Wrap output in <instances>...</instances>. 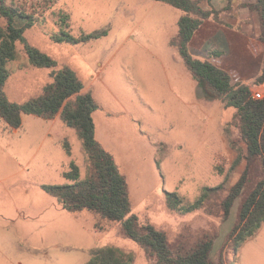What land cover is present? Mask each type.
<instances>
[{
    "label": "rangeland",
    "instance_id": "374dc122",
    "mask_svg": "<svg viewBox=\"0 0 264 264\" xmlns=\"http://www.w3.org/2000/svg\"><path fill=\"white\" fill-rule=\"evenodd\" d=\"M198 1L203 8L216 10L218 19L212 16L198 29L190 43L192 55L236 71L252 93L264 96V84L256 83L264 54L251 50L262 29L253 8L256 0ZM62 10L70 14L68 27L59 21ZM183 15L156 0H57L25 35L60 67H71L84 91L93 94L100 106L93 115L96 135L127 178L132 213L164 230L173 245L215 234L212 258L219 261L225 248V261L239 263L233 243L226 240L255 183L236 200L227 221L205 209L178 213L166 202L167 191L192 204L205 187L221 186V195L214 194L208 204L219 213L220 199L247 165L244 159L232 168L236 148L246 151L237 110L222 100L204 98L171 43ZM81 28L107 34L80 44L52 40L62 31L80 35ZM17 50V57L7 63L11 74L5 90L14 101L25 102L52 81L51 69L28 67L23 46ZM214 50L223 54L211 57ZM72 163L79 167L81 179L89 175L77 130L60 116L24 114L18 132L0 118V264H85L94 250L106 247L122 250L133 259L131 264H150L144 249L124 235L120 223L90 212L73 214L41 187L70 183L64 172Z\"/></svg>",
    "mask_w": 264,
    "mask_h": 264
},
{
    "label": "trees",
    "instance_id": "16d2710c",
    "mask_svg": "<svg viewBox=\"0 0 264 264\" xmlns=\"http://www.w3.org/2000/svg\"><path fill=\"white\" fill-rule=\"evenodd\" d=\"M156 1L185 12L178 22L179 33L171 43L177 47L187 69L203 90L204 98L208 101L222 100L227 108L237 110L238 127L242 140L247 145V152L243 154L238 149L239 154L232 168H236L244 159L247 165L238 181L220 199L218 213L223 221H227L236 200L246 193L249 184L255 183L243 198L238 221L226 240L227 243H233L232 247L237 252L243 242L253 237L264 223V98H253L251 86L243 83L236 71L227 70L214 60H201L192 55L190 43L207 19L212 16L218 19L216 10L203 8L198 0ZM56 3L57 0H0V19L5 20V24L0 25V118L10 128L17 129L22 126L24 114L44 119L60 116L67 126L77 130L88 157L89 175L86 178L81 179L79 167L72 163L71 170L64 172L70 183L43 184L41 187L71 213L90 212L108 221L120 223L124 235L144 249L150 264H235L233 260L225 261V248L219 254V261L212 258L215 236L204 235L194 243L173 245L164 230L149 221H142L137 214L132 213L127 178L121 172L114 155L96 135L93 115L100 106L93 94L84 91V83L73 69L68 66L60 67L56 59L32 45L25 36L26 30ZM253 8L259 12L262 29L251 50L264 54V0H256ZM17 18L25 20L22 26H16ZM59 18L63 26H69L67 14L59 13ZM106 34V30L81 35L62 31L60 34H53L52 39L56 42L80 44ZM19 44L23 46L29 62L38 68L51 69L52 77V81L40 95L25 102L10 100L5 91L10 76L7 63L17 57ZM210 54L216 58L223 53L214 50ZM256 83L264 84V66ZM232 144L237 146L235 141ZM222 188L205 187L192 204L185 203L178 193L167 191L166 202L170 210L182 214L199 209L214 213L208 208V204L214 194L221 195L219 191ZM132 260L122 250L106 247L94 250L85 264H131Z\"/></svg>",
    "mask_w": 264,
    "mask_h": 264
},
{
    "label": "crops",
    "instance_id": "0c3cea01",
    "mask_svg": "<svg viewBox=\"0 0 264 264\" xmlns=\"http://www.w3.org/2000/svg\"><path fill=\"white\" fill-rule=\"evenodd\" d=\"M59 13H64L67 14L69 16L70 19V14L69 13H65L63 10L62 12L60 11ZM59 17V14H58ZM60 19V18H59ZM60 21V20H59ZM25 20L21 19V18H17L15 24L16 26H22L24 24ZM29 29V28H28ZM81 34H87V31L83 30L81 28ZM26 33V32H25ZM92 33V32H90ZM26 36V35H25ZM27 38V37H26ZM53 40V39H52ZM55 41V40H54ZM56 42V41H55ZM56 43H62V42H56ZM37 47V46H36ZM39 48V47H38ZM40 49V48H39ZM45 52V51H44ZM51 56V55H50ZM67 66V65H66ZM28 67H32V64L29 62L28 63ZM35 67V66H34ZM69 67V66H68ZM71 68V67H70ZM72 69V68H71ZM11 74V73H10ZM77 74V73H76ZM50 75V73H49ZM10 77V76H9ZM9 79V78H8ZM8 81V80H7ZM7 83V82H6ZM50 83V82H49ZM48 84V83H47ZM46 84V85H47ZM45 85V86H46ZM6 86V85H5ZM44 86V87H45ZM261 86V85H260ZM43 87V89H44ZM6 91V90H5ZM43 92V91H42ZM7 93V92H6ZM263 93V92H262ZM8 95V94H7ZM40 95V94H39ZM38 96V95H37ZM9 97V95H8ZM10 100L14 101L15 99H12L11 97H9ZM34 98V97H33ZM17 102V101H16ZM42 118V117H41ZM23 123V122H22ZM16 132L19 131V128L15 129ZM235 141V140H234ZM236 142V141H235ZM246 144V143H245ZM236 147V146H234ZM236 150L238 151L239 154V150L238 147L236 148ZM244 154L247 152V145H246V151H243ZM238 156V155H237ZM237 158V157H236ZM234 163V162H233ZM239 166V165H238ZM237 166V167H238ZM236 167V168H237ZM74 214V213H73ZM212 215H216L220 218L221 215H219L218 213H210ZM206 235H210V236H215V234H206ZM236 260H239L238 262H235V264H264V223L262 224V226L260 227V229L258 230V232L253 236L248 238L246 241L243 242V244L239 247L238 251L236 252Z\"/></svg>",
    "mask_w": 264,
    "mask_h": 264
},
{
    "label": "built area",
    "instance_id": "2783aa9c",
    "mask_svg": "<svg viewBox=\"0 0 264 264\" xmlns=\"http://www.w3.org/2000/svg\"><path fill=\"white\" fill-rule=\"evenodd\" d=\"M252 97L255 99H262L264 98V96L262 95V93L260 91H256L252 93Z\"/></svg>",
    "mask_w": 264,
    "mask_h": 264
}]
</instances>
